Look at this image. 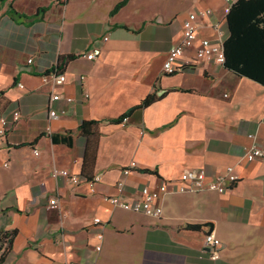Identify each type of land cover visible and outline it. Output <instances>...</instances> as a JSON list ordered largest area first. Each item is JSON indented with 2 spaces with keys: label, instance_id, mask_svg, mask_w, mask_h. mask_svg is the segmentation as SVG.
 <instances>
[{
  "label": "crops",
  "instance_id": "0c3cea01",
  "mask_svg": "<svg viewBox=\"0 0 264 264\" xmlns=\"http://www.w3.org/2000/svg\"><path fill=\"white\" fill-rule=\"evenodd\" d=\"M225 9V0L0 3V125L9 127L0 138V232H17L3 264H264V164L244 159L249 134L264 145V85L206 61L174 75L162 71L190 14L211 10L197 20L198 37L226 40ZM95 47L97 60L79 57ZM194 55L187 49L184 58ZM53 69L67 78L55 120L41 79ZM151 95V105L138 107ZM127 113L126 125L112 122ZM85 121L99 122L84 170L101 176L94 192L51 177L54 167L83 173ZM132 161L138 166L122 194L127 201L188 170L216 175L234 167L239 181L225 194L169 193L154 219L103 200L118 194ZM210 227L223 244L217 261L205 252Z\"/></svg>",
  "mask_w": 264,
  "mask_h": 264
},
{
  "label": "built area",
  "instance_id": "2783aa9c",
  "mask_svg": "<svg viewBox=\"0 0 264 264\" xmlns=\"http://www.w3.org/2000/svg\"><path fill=\"white\" fill-rule=\"evenodd\" d=\"M66 1V0H58ZM239 0H225L226 13L230 11L231 7ZM212 14L211 10L201 11L196 14H190L183 22V39L180 44L172 47L167 55V58L163 64V73L165 75H174L186 70L195 69L200 61L213 62L218 65H223L225 57L223 54V44L225 40L221 38L217 41H213L208 38L198 37V18H206ZM108 38H104L107 41ZM187 49H194L195 55L193 58L185 59V51ZM101 55V50L98 47L93 48L91 51L82 53L80 58L87 61H95ZM28 63H32V60H28ZM42 82L44 85L49 86L51 95L49 107L50 118L52 120L58 119V112L53 108V104L61 100V94L59 90L66 83L67 78L64 73L59 71H49L42 75ZM20 89H23L22 84H18ZM88 97V95H85ZM68 102L73 101L71 98H67ZM20 113L17 111L13 114L14 121H18ZM129 121L128 117H124L121 124L126 125ZM9 130L8 124L5 120L1 121L0 125V138H5ZM251 145L247 148L244 154V159L248 162L260 161L264 164V145L257 142L255 135L249 134ZM35 154L39 155L35 150ZM137 162L132 161L129 166L122 170L121 179L117 183L118 194L115 196H104L103 200L114 208H120L125 211L143 214L149 218L160 219L163 216V208L157 202L163 200L169 193L180 194H194L202 191H209L217 194H225L232 190L235 184L238 183L239 177L235 172L234 167H228L222 173L209 175L205 169L188 170L182 174L178 180H164L156 189H151L149 186L141 188L138 197L131 200H124L122 194L126 188L127 179L131 173L137 168ZM51 177L53 179H64L72 186H79L83 183L89 184L92 192L95 191V187L101 182V176H93L91 182L86 183V180L80 175L72 174L67 170H60L54 167L51 171ZM57 204V200L54 198L51 200V205ZM93 223L96 225H102L103 222L100 218H95ZM103 234L98 235L100 245L96 247V251L102 250L101 243L103 242ZM206 253L212 261H217L221 257L223 244L217 237L216 233L209 230L204 237ZM74 264V263H66Z\"/></svg>",
  "mask_w": 264,
  "mask_h": 264
},
{
  "label": "trees",
  "instance_id": "16d2710c",
  "mask_svg": "<svg viewBox=\"0 0 264 264\" xmlns=\"http://www.w3.org/2000/svg\"><path fill=\"white\" fill-rule=\"evenodd\" d=\"M6 1L8 0H0V3ZM124 4L125 2L120 3L112 14L118 12ZM45 11L46 8H41L40 14ZM226 20L230 34L223 44L224 68L239 77H245L264 85V0H239L231 7ZM61 68L60 64L57 69L61 70ZM154 101L153 95L148 96L138 107H147ZM127 115L128 113L112 122L121 123ZM98 127L99 122L97 121H85L79 128L81 135L87 141L83 173L80 174L86 183L91 182L93 178L84 173V170L89 156L95 153L97 148ZM203 227V225H188L187 229L201 231ZM209 230L213 229L210 227ZM16 235V231L3 230L0 232V264H3L9 255Z\"/></svg>",
  "mask_w": 264,
  "mask_h": 264
}]
</instances>
